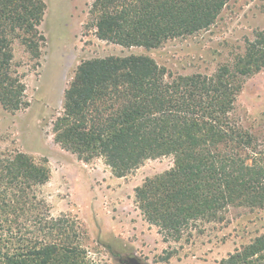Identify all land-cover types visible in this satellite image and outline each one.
<instances>
[{
	"label": "trees",
	"instance_id": "obj_1",
	"mask_svg": "<svg viewBox=\"0 0 264 264\" xmlns=\"http://www.w3.org/2000/svg\"><path fill=\"white\" fill-rule=\"evenodd\" d=\"M227 1L93 0L90 11L99 39L155 48L207 29ZM43 7L42 0H0L5 108L18 109L23 92L11 74L7 32L23 30L31 52L37 51L32 38L44 41L36 29ZM246 49L237 70L242 75L264 66V30ZM227 76L225 69L215 77L168 81L165 69L141 54L83 60L64 90L54 141L84 162L101 157L118 176L147 159L172 155L173 166L136 187L134 201L165 239L179 240L202 224L224 221L230 207H264V142L230 117ZM46 177L43 166L22 154L0 159V264H95L76 240L78 226L53 218L36 194ZM220 264H264V232Z\"/></svg>",
	"mask_w": 264,
	"mask_h": 264
},
{
	"label": "rangeland",
	"instance_id": "obj_2",
	"mask_svg": "<svg viewBox=\"0 0 264 264\" xmlns=\"http://www.w3.org/2000/svg\"><path fill=\"white\" fill-rule=\"evenodd\" d=\"M93 0H42L36 29L44 38L7 32L10 67L23 85L21 105L0 100V159L22 154L41 165L46 179L35 187L53 218L77 228V242L95 264H220L221 259L264 232V207H230L222 222H208L179 240L158 232L134 201L135 188L173 166L172 155L145 160L118 176L101 157L79 160L54 141L53 122L63 110L64 90L83 60L141 54L168 73V81L216 76L227 69L233 97L230 117L264 142V66L238 74L248 42L264 30V0H228L213 24L170 38L155 48L125 47L99 39L92 26ZM41 36V37H42ZM34 50V48H33ZM241 60V61H240ZM201 231V232H200Z\"/></svg>",
	"mask_w": 264,
	"mask_h": 264
}]
</instances>
